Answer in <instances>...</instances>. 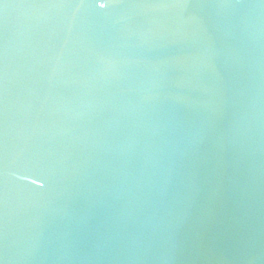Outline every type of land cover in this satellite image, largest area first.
Listing matches in <instances>:
<instances>
[{"label":"water","instance_id":"obj_1","mask_svg":"<svg viewBox=\"0 0 264 264\" xmlns=\"http://www.w3.org/2000/svg\"><path fill=\"white\" fill-rule=\"evenodd\" d=\"M0 264H264V0H0Z\"/></svg>","mask_w":264,"mask_h":264}]
</instances>
